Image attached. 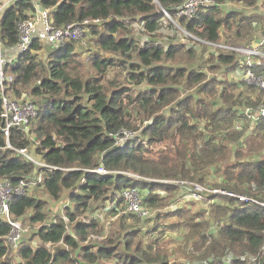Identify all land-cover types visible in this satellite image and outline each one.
Returning a JSON list of instances; mask_svg holds the SVG:
<instances>
[{"label": "trees", "instance_id": "obj_1", "mask_svg": "<svg viewBox=\"0 0 264 264\" xmlns=\"http://www.w3.org/2000/svg\"><path fill=\"white\" fill-rule=\"evenodd\" d=\"M183 1L13 0L5 8L0 20L4 50L17 44L18 25L36 16V4L49 10L55 28L84 20L100 25L90 27L89 49L78 50L73 42L49 49L34 39L6 66L13 98L27 99L24 90L29 89V96L42 101L34 102L37 111L27 131L13 129L7 139L0 131V181L30 183L29 177L39 174L36 186L55 201L66 195L71 208H64L67 225L58 217L47 222L40 200L27 191L14 196L12 217L23 219L31 211L30 223L41 226L14 251L6 244L11 228L0 219V264H264V209L235 207L237 200L226 197L208 204V216L187 206L165 208L179 193L180 182L205 184L211 170L222 179L215 187L264 201V120L252 126L240 113L262 103L264 90L232 82L236 55L210 46L220 44L222 36L235 45L264 34V16L212 7L189 21L180 19L183 36L163 14L173 17ZM228 1L247 8L259 2ZM167 31L182 38L173 39ZM253 71L264 75V60ZM240 120L239 133H234ZM248 127H253L252 139L260 138L254 150L263 154L219 169L227 157L224 140ZM120 130L138 135L114 146ZM157 144L165 149L146 147ZM19 150L28 155L33 150L38 164ZM99 167L108 174L94 173ZM132 187L145 191L143 205L158 210L155 223L175 217L169 229L189 228L183 249L167 251L162 242L166 228L144 229L141 219L118 211L122 190ZM105 204L115 205L107 212L116 221L106 238L90 241L102 234L101 221L78 216ZM213 223L215 235L208 233ZM49 243L64 248L52 253Z\"/></svg>", "mask_w": 264, "mask_h": 264}, {"label": "built area", "instance_id": "obj_2", "mask_svg": "<svg viewBox=\"0 0 264 264\" xmlns=\"http://www.w3.org/2000/svg\"><path fill=\"white\" fill-rule=\"evenodd\" d=\"M12 2L13 0H7L4 4L1 1L0 20L3 11ZM239 6V9H257L253 14L256 13L264 16V0H259L258 4L252 8H247L242 5ZM212 7L223 12L239 11L237 8L233 7L231 1L220 4L215 0H184L176 9L173 19L167 12L164 11L163 14L173 23V25L182 30L179 24L180 19H186L189 21L195 18L199 13H203ZM35 8L37 12L36 16L31 20L22 21L18 25L19 39L13 48L4 50L2 39L0 37V131L6 139L9 137L13 129L19 128L27 131L28 125L35 117L37 111L34 102L29 99L23 100L22 98H13L9 92V87L13 78L6 71L8 62L15 60L20 54L29 50L34 39L42 41L49 49H58L69 42H73L77 47H85L87 46L90 37V27L100 25L99 20H84L82 22L68 24L61 28H55L51 25L49 10L43 9L39 12V5L37 4ZM210 46L229 50L236 55L238 63L237 69L229 75L231 81L234 79L232 82L241 81L246 85L255 87L256 89L264 90V75L261 73L257 74L253 71L254 68L260 66L261 61L264 60V34L261 35L257 33V36H255L253 40L235 45L227 44V40L222 36V42L220 44H213ZM240 113H242L251 124H256L259 120H264V101L255 107L243 108ZM241 126L242 124H237L234 127V130L239 131ZM135 136L134 132L120 130L113 136L114 146H124ZM18 152L30 161H34L29 157L25 150H19ZM34 163L38 164V162L35 161ZM39 166L44 167L45 165L39 164ZM94 173L100 175L108 174V172L101 167L94 170ZM210 175L215 184L219 185L222 183V179L214 175L212 170L210 171ZM132 177L137 178L135 176ZM29 179L33 180L30 183H27L26 180H21L16 185H11L9 181H0V219L5 221L11 228V233L6 238V244L11 246L14 251L17 250L23 237L31 231H28V229L24 228L18 220L12 217L9 205L13 197L24 194L29 185H37L40 183L41 176L39 174H34L29 177ZM83 182L84 180L82 179L81 183ZM179 185L181 186L180 191L186 192L192 196L193 201L199 202L203 199L209 204L218 201L219 197H226L237 200L234 205L235 207L238 206V203H242L243 206L241 208L245 206H256L259 209H264V201L248 195H238L234 192L215 186L207 188L204 185L187 184L183 182H180ZM120 199L122 202L121 207L123 214L135 216L139 219H147L152 214L151 209L143 205L144 196L142 195V191L137 187L123 189L120 194ZM114 206V204L112 206L110 205V209ZM62 219L68 223L67 218L64 217ZM65 225L67 224L65 223ZM65 228L67 229V226ZM51 246L54 245L51 243L46 245L48 250H50L49 248Z\"/></svg>", "mask_w": 264, "mask_h": 264}, {"label": "rangeland", "instance_id": "obj_3", "mask_svg": "<svg viewBox=\"0 0 264 264\" xmlns=\"http://www.w3.org/2000/svg\"><path fill=\"white\" fill-rule=\"evenodd\" d=\"M3 1L4 0H2V3H4ZM232 5H233V7L237 8V9H239V7H240L238 4H236L234 2H232ZM171 18L173 19V17H171ZM164 25H166V23H164ZM178 31L180 32V34L185 36L184 35L185 32L183 30L179 29ZM165 35H167V36L172 35L173 39H176V40H180L182 38V37H179V35H176L174 32L170 33L167 31V33ZM235 44H239V43H235ZM76 48L77 49L80 48L82 50L89 49L87 46L82 47V48L81 47H76ZM80 49H78V50H80ZM39 58H41V59L44 58L42 53L40 54ZM141 88H143V86H141ZM24 91L28 93V94H25L24 97L31 100L32 102L37 103V102L42 101V97H40V96L39 97L29 96V89H26ZM245 123H247V122H245ZM237 124L238 123H236V125ZM252 128L253 127H248V130L244 134H242V133L239 134V136H237L235 139H232V140L225 139L224 140V144L227 145V149H228L227 150V157L225 160L220 162V164L218 165L219 169H224V167L229 166L230 164H233V163L238 162V161L239 162H241V161H254L256 158L260 157L261 154H263V150H258V149L254 150L256 147V143L260 141V138L259 137H256L255 139L251 138V131H254V130H252ZM235 132L239 133V131L234 130V133ZM238 133H236V134H238ZM134 134L138 135L137 132H135ZM237 145H238V147H237ZM36 146H37V144H36ZM146 147L152 152H157V151H161L162 149L163 150L165 149L164 144L163 145L157 144V145L146 146ZM248 149H253V150L248 151ZM33 150H32V154H33ZM30 152H31V150L29 151V153ZM32 154L30 153L29 157L33 159L34 155H32ZM213 174H214V172H213ZM202 185L206 186L207 188L216 186L211 175L208 176L206 183L202 184ZM26 190H27L28 195H30V196H32V197H34L37 200H40L42 202V204H43L42 213L46 216L47 222H52L57 217L58 218H64L65 217L64 208L67 206L71 208V206L68 203V200L66 199V195L63 196L58 201H55L47 194V192L41 186L29 185V187ZM144 192L145 191L142 190L143 196H144ZM167 203L168 204L165 207L166 211L169 209H173L176 206L177 207L187 206L188 209L192 210V212H194V213L198 212V211H205L206 216H208V211L210 210L208 207V203H206V201H204L203 199L199 202L193 201L192 196H190L188 193L183 192V191L179 192L178 194L176 192L173 196H171V198H169ZM225 204H226V202H225ZM108 210H111L110 205L105 204V206L103 208L102 207L97 208L96 210H94L92 212H85L84 215L81 214V216H78L80 218V220H82V221H86V219H89V218H98L101 221V226L103 227L102 234L99 236H95V235L90 236L89 237L90 241H99L101 239L106 238L107 233L109 231L110 224L112 222L116 221V216L114 217L113 213L107 212ZM118 211L120 213H122L121 208H118ZM151 211H152V214L150 215L149 218L141 219L142 227L144 229H147V228H151V227H156V225H158V226L160 225V227H161L160 230H162L163 227L166 228L164 231L162 242L166 246L167 251L177 253L180 249H183L184 243L186 240L185 237L188 236L190 233L189 228L182 226L180 228H176V229H172V230L169 229V225L171 223L177 221V219L175 217L172 219L161 220L160 223H155V216H156V214H157L156 212L158 210L151 209ZM31 213L32 212L29 211L28 213L25 214L23 219H18V221L22 224V226L24 228L28 229V231H31L25 237H23L24 241H27L29 239V237L31 236V234L41 226L40 224H31L30 223L29 218L31 217ZM65 223L68 224L67 222H65ZM69 227H70V225H68V227H67L68 232H69ZM217 228L218 227L216 225H214V223L211 224L209 227L208 233H213L215 235L217 233ZM57 247L64 248L63 244H58V245L51 246L49 249L53 253ZM187 250L191 251V244H189V246L187 247ZM16 259H18L17 256L14 257V260H16Z\"/></svg>", "mask_w": 264, "mask_h": 264}, {"label": "water", "instance_id": "obj_4", "mask_svg": "<svg viewBox=\"0 0 264 264\" xmlns=\"http://www.w3.org/2000/svg\"><path fill=\"white\" fill-rule=\"evenodd\" d=\"M43 9L39 7L38 11L41 12ZM240 12L246 14V15H251L254 12H256L257 9L254 10H248V9H238Z\"/></svg>", "mask_w": 264, "mask_h": 264}, {"label": "crops", "instance_id": "obj_5", "mask_svg": "<svg viewBox=\"0 0 264 264\" xmlns=\"http://www.w3.org/2000/svg\"><path fill=\"white\" fill-rule=\"evenodd\" d=\"M4 3H6L7 2V0H4L3 1ZM234 79H232V81H233ZM241 122H237L238 124H242V122L244 121V120H240ZM246 121H247V119H246ZM248 122V121H247ZM249 124H251L250 122H248ZM252 126H254L255 124H251ZM252 130H253V128H252ZM237 147H238V145H237ZM179 192H181V191H179ZM177 207V206H176ZM175 208V207H174Z\"/></svg>", "mask_w": 264, "mask_h": 264}]
</instances>
